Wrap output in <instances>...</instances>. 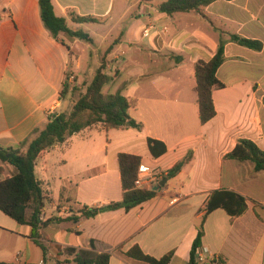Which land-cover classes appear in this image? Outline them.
I'll return each mask as SVG.
<instances>
[{"label": "crops", "instance_id": "0c3cea01", "mask_svg": "<svg viewBox=\"0 0 264 264\" xmlns=\"http://www.w3.org/2000/svg\"><path fill=\"white\" fill-rule=\"evenodd\" d=\"M164 1L52 0L70 28L91 33L94 44L89 45L97 44L98 36V48L107 47L106 72L115 77L108 85L129 70L135 82L125 80L112 93L137 100L130 114L143 128L105 130L98 124L42 152L35 165L45 198L40 220H64L44 228L39 237L30 224L0 210V263L76 264L69 250L84 249L110 252V264H150L127 255L137 245L156 259L173 252L169 264H189L212 192L230 190L249 199L246 212L234 219L221 208L211 212L202 245L219 255V264H264V171L255 172L250 161L225 158L240 139L264 150V48L254 51L230 39L237 34L264 45V0H218L200 13L172 16L158 10ZM134 8V21L125 23ZM73 15L100 22L79 24ZM0 17V149H9L43 129L49 115L71 112V95L61 97L66 73L73 60L78 76L89 54L79 53L82 41L51 36L39 0H0ZM93 25H101L103 34L92 32ZM221 41L226 60L217 76L225 87L214 90L217 114L202 125L195 65L210 60ZM177 56L183 60L176 61ZM148 138L163 141L167 152L153 157ZM189 152L193 158L182 172L160 186ZM121 153L140 156L141 165L160 173L152 187L160 186L157 197L130 211L66 220L85 206L101 208L122 200ZM15 173L0 159V181Z\"/></svg>", "mask_w": 264, "mask_h": 264}, {"label": "trees", "instance_id": "16d2710c", "mask_svg": "<svg viewBox=\"0 0 264 264\" xmlns=\"http://www.w3.org/2000/svg\"><path fill=\"white\" fill-rule=\"evenodd\" d=\"M215 1L218 0H165L158 6V10L170 16L180 12L194 11L200 13ZM39 5L41 19L54 39L59 40L60 35L65 34L87 44H94V39L90 33L82 29L70 28L67 19L56 14L52 0H39ZM72 19L79 24L100 22L98 18L93 16L73 15ZM230 39L232 42L254 51L259 52L264 48L263 43L256 39L245 38L237 34H232ZM175 60L181 62L183 58L177 56ZM225 60V43L221 41L216 54L210 60H200L195 65L197 82L195 92L198 95L199 118L202 125L207 124L217 114L213 93L215 89L225 87L217 76L218 70ZM106 71L107 63L103 59L86 91L81 93L79 98L73 102L70 113L49 115L45 127L36 129L31 139L22 143L18 148L0 149V159L10 163L16 169V173L11 178L0 181V210L21 224H30L33 227V234L36 236L42 237L44 228L64 220L58 217L44 222L40 220V215L45 207L41 182L35 174V165L40 154L56 144L65 142L69 137L82 130L98 124H101L105 130L125 128L142 130L143 128V125L130 114L131 109L137 105L136 99L128 98L121 91L111 94L104 93V87L115 79ZM70 77V74L66 73L61 91L62 98L67 94ZM147 143L151 155L155 158L167 152V146L163 141L148 138ZM192 158L193 153L189 152L184 159L177 162L167 172L163 179L176 177ZM225 158L241 162L250 161L254 164L255 172L264 171V150L249 139H240L236 147ZM118 163L123 190L122 200L109 203L101 208L85 206L79 211V216L71 215L66 220L76 221L80 217L91 218L100 212L118 209L130 211L157 197L160 189L159 185L152 189H143L135 185L138 170L142 163L140 156L121 153L118 156ZM248 200L243 195L230 190L212 192L206 204L205 214L197 237L192 244L189 264H198L196 262V251L202 245V239L205 235L204 223L209 214L221 208L232 219L237 218L246 212ZM29 208L32 209L30 216L27 213ZM69 251L75 255L73 261L76 264H110V252L97 253L93 250L84 249H70ZM127 255L150 264H169L173 252L161 259H156L145 254L136 245L128 251Z\"/></svg>", "mask_w": 264, "mask_h": 264}, {"label": "rangeland", "instance_id": "374dc122", "mask_svg": "<svg viewBox=\"0 0 264 264\" xmlns=\"http://www.w3.org/2000/svg\"><path fill=\"white\" fill-rule=\"evenodd\" d=\"M129 1L135 2L137 0H129ZM136 10H137V8H134L133 11H132L133 15L129 14L127 16V18L125 20V23H129L130 20L134 21V15H135L134 12ZM144 22H147V20L144 21ZM93 27H95L96 30L92 29V32H94L96 34L98 32H100V34L101 33L103 34V30L104 29H102L101 25H93ZM96 42H97V44H95L93 46H91V45H89V44H87L85 42L81 43L82 46H80V48L78 49L79 53L84 55V56L86 55L85 53H88L89 54V58H87V60L83 64H81L79 66V68H78V76H74L75 75L74 70H73L74 61L72 60L70 62V69L68 70V74H70L71 77H70L69 87H68V91H67L68 96L71 95L69 97V101H73L74 102L75 100H77L79 98L80 94L83 93V90L86 91V88L91 83V81H92V79H93V77H94V75L96 73L97 68L103 62V59H104L103 55H104L107 47H104L103 49H99L98 48L99 47V43L101 42V38L98 37V36H96ZM111 43H112L111 45H113V42H111ZM148 53H149V55L155 56V54L152 53V52H148ZM149 55H146V57L142 56L140 61L141 62L145 61ZM137 61H138L137 58L134 59V63H136ZM126 65H128V63ZM126 65H124V66H126ZM121 66L123 67V65H121ZM72 76H74L75 78H72ZM125 80H128L129 82H132V83L135 82L134 79H130L129 70H128V72L123 74L122 78L120 80L116 81L115 84L107 85L104 88V93L105 94H109V93L114 92V89L116 88V85L121 83V82H124Z\"/></svg>", "mask_w": 264, "mask_h": 264}, {"label": "built area", "instance_id": "2783aa9c", "mask_svg": "<svg viewBox=\"0 0 264 264\" xmlns=\"http://www.w3.org/2000/svg\"><path fill=\"white\" fill-rule=\"evenodd\" d=\"M145 35H149V29H145ZM160 173L153 171L150 167L141 165L138 170L135 185L143 189H152L155 181H158ZM196 262L198 264H219L221 259L219 255L214 254L211 250L201 245L196 251Z\"/></svg>", "mask_w": 264, "mask_h": 264}, {"label": "water", "instance_id": "95a60500", "mask_svg": "<svg viewBox=\"0 0 264 264\" xmlns=\"http://www.w3.org/2000/svg\"><path fill=\"white\" fill-rule=\"evenodd\" d=\"M167 179H164L163 181H161L160 186H163L166 183Z\"/></svg>", "mask_w": 264, "mask_h": 264}]
</instances>
